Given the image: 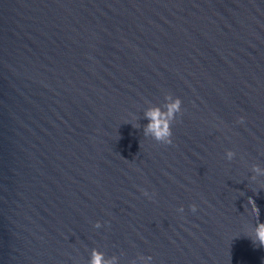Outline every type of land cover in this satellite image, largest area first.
<instances>
[{"label": "water", "instance_id": "95a60500", "mask_svg": "<svg viewBox=\"0 0 264 264\" xmlns=\"http://www.w3.org/2000/svg\"><path fill=\"white\" fill-rule=\"evenodd\" d=\"M262 188L264 0H0V264H264Z\"/></svg>", "mask_w": 264, "mask_h": 264}, {"label": "clouds", "instance_id": "9594fccd", "mask_svg": "<svg viewBox=\"0 0 264 264\" xmlns=\"http://www.w3.org/2000/svg\"><path fill=\"white\" fill-rule=\"evenodd\" d=\"M167 98L171 100V103L165 106V112H161L158 107L149 109L144 114V118L147 120V123L143 126V135H151L153 140L162 142L164 145L172 143V128L170 121L176 120L177 116L182 114L181 99L179 97L172 96L170 93H168ZM239 120L242 122L243 117H240ZM226 155L229 159H231L234 153L229 151ZM253 171L257 173L262 172L258 166H255ZM144 195H148V193L145 192ZM248 204L251 205V211L254 217L257 218L259 216V209L251 198L248 199ZM190 209L195 212L196 205H190ZM178 211L182 212L183 208L181 207ZM249 238L252 240L254 245L258 243L260 247H264V223L257 222L254 233ZM147 259L151 260V257H147ZM89 264H117V260L116 257L106 258L103 253L93 249L89 258Z\"/></svg>", "mask_w": 264, "mask_h": 264}]
</instances>
